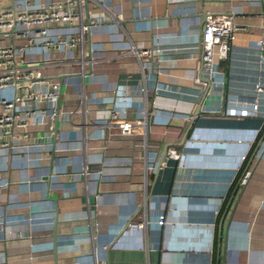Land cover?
<instances>
[{"label":"crops","instance_id":"1","mask_svg":"<svg viewBox=\"0 0 264 264\" xmlns=\"http://www.w3.org/2000/svg\"><path fill=\"white\" fill-rule=\"evenodd\" d=\"M209 13L239 29L214 78L197 53ZM83 14L84 75L76 50L45 71L62 86L55 143L0 151V264H55V218L57 264H264V92L255 117L223 115L264 89V0H87ZM111 111L144 124L121 136Z\"/></svg>","mask_w":264,"mask_h":264},{"label":"built area","instance_id":"2","mask_svg":"<svg viewBox=\"0 0 264 264\" xmlns=\"http://www.w3.org/2000/svg\"><path fill=\"white\" fill-rule=\"evenodd\" d=\"M84 0H0V151H26L44 145L54 136V126L60 117L58 102L62 86L54 76L45 74L48 63L55 62L56 54L80 51L76 61L84 75L83 46L85 34L90 29L83 19ZM94 24V23H93ZM78 26V31L67 36L56 35V29ZM232 16L226 14L205 15V22L197 47L201 70L208 78L217 75L214 51L220 61L229 56L230 42L238 31ZM264 45V18L261 28ZM39 50L41 57L30 61L29 53ZM134 55L136 51H131ZM52 57V58H50ZM81 76V77H82ZM264 89L260 82L254 87V110L226 108L228 117H255L258 98ZM77 111L70 113V116ZM121 113L111 111L110 119L121 136L132 134L133 126H143L142 121L118 122ZM145 114L143 118H145ZM167 157L174 162L180 156L170 148ZM164 221L140 223L137 227L147 230L149 226L162 227ZM18 239H23L18 234ZM29 241L28 247L34 248ZM30 256V259H33Z\"/></svg>","mask_w":264,"mask_h":264},{"label":"water","instance_id":"3","mask_svg":"<svg viewBox=\"0 0 264 264\" xmlns=\"http://www.w3.org/2000/svg\"><path fill=\"white\" fill-rule=\"evenodd\" d=\"M86 6H87V0H84V8H86ZM75 76L79 78L82 75H75ZM207 84L209 86L211 85L210 82L207 83ZM200 108H201V105L198 107V111H197L196 115L198 114ZM56 131H57V122L55 123V126H54V132H55V134H54V142H53V144L55 143V137H56V133H57ZM55 214H56V212H55ZM54 226H55V228H54V233H53V252H54V257H55V264H57V258H56V253H57V247H56V226H57V219L56 218H55Z\"/></svg>","mask_w":264,"mask_h":264}]
</instances>
